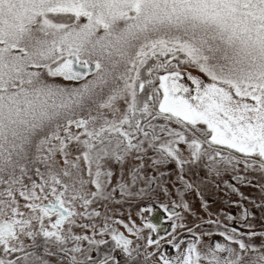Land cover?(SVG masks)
I'll list each match as a JSON object with an SVG mask.
<instances>
[{
    "label": "snow or ice",
    "instance_id": "obj_1",
    "mask_svg": "<svg viewBox=\"0 0 264 264\" xmlns=\"http://www.w3.org/2000/svg\"><path fill=\"white\" fill-rule=\"evenodd\" d=\"M0 264H264V0H0Z\"/></svg>",
    "mask_w": 264,
    "mask_h": 264
},
{
    "label": "flooded vegetation",
    "instance_id": "obj_2",
    "mask_svg": "<svg viewBox=\"0 0 264 264\" xmlns=\"http://www.w3.org/2000/svg\"><path fill=\"white\" fill-rule=\"evenodd\" d=\"M161 222L162 223H166L165 221H163V216L161 215Z\"/></svg>",
    "mask_w": 264,
    "mask_h": 264
}]
</instances>
